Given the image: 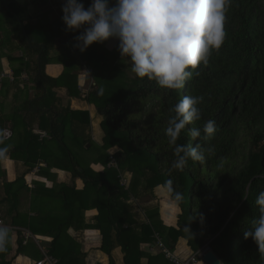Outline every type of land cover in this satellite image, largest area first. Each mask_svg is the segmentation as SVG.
I'll return each instance as SVG.
<instances>
[{
	"label": "trees",
	"instance_id": "obj_1",
	"mask_svg": "<svg viewBox=\"0 0 264 264\" xmlns=\"http://www.w3.org/2000/svg\"><path fill=\"white\" fill-rule=\"evenodd\" d=\"M35 1L0 0V13L8 12L14 39L32 58L29 70L35 92L34 98H27L11 120V129L14 135L19 134V139L4 143L11 145L8 156L29 168L26 174L43 161L48 166L41 172L43 176L51 177L53 168L68 171L72 174V184L48 188L37 182L30 209L34 215L23 214L18 208L23 190L30 191L26 175L13 183L5 182L0 160V190L4 193L0 195V215L5 225L26 227L35 236L52 238L48 254L57 264H85L80 260L85 257L80 244L69 235L72 228L99 230L103 236L100 250L111 260L113 251L121 247L124 264H141L145 253L140 246L153 241V230L158 227L149 215L151 224L142 225L140 234L132 229L135 217L131 197L140 199L151 195L159 186L167 189L165 182L171 179L173 188L183 194V200L177 202L182 210L179 229L169 230L176 237L173 244L184 238L194 252L208 245L222 264H264L257 245L244 238L259 215L255 201L264 190V0H228L221 48L211 53L208 64L196 70L200 74H193L182 89H162L155 81L135 75L128 80L121 67L130 69L126 60H122V64L116 59L109 64V70L101 71L96 68L99 62L95 59H105L95 56L97 44L90 47L93 50H89L85 61L97 75V85L85 100L95 105L103 118L104 132V154L96 162L104 169L98 174L88 167L82 168L67 144L70 126L74 128L71 141L83 146L90 144L86 131L91 125L89 113L62 107L56 93L66 88L71 97L81 98L77 76L68 70L59 78L48 76L46 66L52 64L57 55L52 54L53 44L44 39L40 44L26 26L28 43L19 23V20H28L29 6ZM45 26L41 24V29ZM23 92L29 97L27 89ZM126 92V98L121 99ZM185 95L203 98L198 105L202 118L186 126L177 143H192L194 147L200 143L214 151L211 155L206 153L204 162L190 160L180 171L171 168L174 146L169 144L164 129L172 115L169 109ZM209 119L216 122L215 134L207 137L202 133L201 138L193 141L187 129H202ZM2 121L0 119V129H3ZM35 124L47 133V138L34 132ZM114 147L120 149L114 155L116 169L108 166L107 152ZM120 173L130 175L129 190L121 187ZM79 179L84 183L81 190L76 185ZM169 195L174 200L172 194ZM56 201L58 208L51 206ZM93 209L99 214L88 224L84 214ZM45 210H60L62 217L52 215L53 220H50L43 216ZM15 233L19 237L17 252L25 254L32 249L37 253L35 259L39 260L42 255L36 242L31 239L26 247L21 232L16 230ZM9 253V247L0 252V264H12L5 259ZM153 260L150 258L149 264Z\"/></svg>",
	"mask_w": 264,
	"mask_h": 264
},
{
	"label": "clouds",
	"instance_id": "obj_2",
	"mask_svg": "<svg viewBox=\"0 0 264 264\" xmlns=\"http://www.w3.org/2000/svg\"><path fill=\"white\" fill-rule=\"evenodd\" d=\"M228 0H91L85 7L81 0H65L62 20L68 31L80 32L73 47L84 53L94 44L114 40L118 52L127 58L131 72L137 78L155 81L162 89L177 90L185 87L193 74L199 75V67L207 65L214 50H219L225 39V20ZM202 97L185 95L169 111L164 129L170 145L174 146L171 168L182 171L191 160L204 162L206 153L200 143L178 144V138L186 126L202 118L198 105ZM216 122L207 120L202 129L188 128L193 141L202 133L211 137L216 132ZM8 130L0 129V160H6L11 145L4 142ZM175 202L183 200V194L173 188V181L165 182ZM259 215L250 230L244 233L251 239L264 259V190L255 201ZM187 231H190L186 228ZM10 242V230L0 227V252Z\"/></svg>",
	"mask_w": 264,
	"mask_h": 264
},
{
	"label": "crops",
	"instance_id": "obj_3",
	"mask_svg": "<svg viewBox=\"0 0 264 264\" xmlns=\"http://www.w3.org/2000/svg\"><path fill=\"white\" fill-rule=\"evenodd\" d=\"M82 1L84 0H81V2ZM64 2L65 0H53L52 2H49L48 0H36L32 5L29 6L28 20L25 22L19 20V23L22 26L24 34L26 35V38L28 40L29 37L25 28L26 26H28L34 38L38 40L40 44L41 40L43 39L53 44L52 54L57 53V56L53 57L55 60L52 64L46 66L45 72L48 76L52 78H59L66 70H68L72 75L77 76V90L80 93L81 98L71 97L66 88H60L56 90L57 96L61 99L62 107H70L72 111H86L89 113L91 119L90 130L92 132L91 140L96 142L99 146H102L104 132L101 124L103 118L97 113L95 105L90 104L85 100V97L88 94L86 96L83 94V92L87 91L86 87H88L89 84H94L93 88L90 91H92L97 85V81L93 76L94 70L89 67L88 61L84 62L82 60H77V57H75L74 59V56L72 55L70 59L66 60L68 52H71V49L73 48V41L70 40V37L67 38V36H64L65 33L71 32L67 30L66 25L62 20V6ZM1 14H5L6 18L2 19L3 21L0 23L2 31L0 32V77L2 74L13 73L16 76L17 81L11 82L7 79H0V119L3 120V123L1 124L3 126V129H7L9 133L8 138L5 141L13 139L14 143L19 139V134L14 135L11 129V120L16 116L17 109L21 107L22 103L27 98L33 99L35 96V92L33 91L34 85L31 84L32 87L29 86V82L32 83V72H30L29 70V63L32 61V58L27 53H25L19 42L14 39L13 30L9 24L8 12H1L0 15ZM41 24L46 25L44 30L41 29ZM107 43L108 42H106L102 46L103 49L109 50L114 53L116 50L113 51L109 49ZM58 53H60V56H58ZM117 57L121 58L119 52ZM102 64H106V62L103 61ZM89 74H92L91 78L88 77ZM23 75H27L28 80H22L21 77ZM26 89L29 93V97H26L24 92L22 93V91H26ZM30 117L31 115H28V118ZM32 128L34 129V132H44L41 131L37 124L33 125ZM119 151V148L114 147L110 149L107 154L110 156V154H116ZM9 162L11 163V166ZM1 166L2 169L5 170V182L7 181L9 183H13L19 177L26 175L25 181L30 191L23 190L20 195V205L18 208L19 212L23 214H29L31 216L34 215V213L30 212L31 210L29 212L25 210L26 206L24 205V203L28 201V205L31 208L33 198L32 191L35 190V185L37 182L45 184L48 188H53L54 186L60 184H72V174L68 171L53 168L51 171L52 175L50 174L51 177L47 178L43 176L41 172L48 167L47 164L43 161H39V163H37L33 168L34 170L29 174H26L29 168L25 166L22 161L13 160L10 156H8L6 160H1ZM90 168L100 172L103 171L102 164L92 163L90 165ZM11 170H13V173H11ZM120 174L124 176L128 181V186L124 189L129 190V181L131 180L130 175L123 173ZM119 178L121 182L120 175ZM76 185L79 190L84 188V183L80 179L76 181ZM0 195H4L3 191L1 190ZM131 200L134 202L133 205L136 206L135 207L131 205L135 217V224L132 226V229H134L136 232H139L140 234L142 232V225L151 224V220L148 218L149 215L153 216V221L158 227L156 230H153V241L143 243L140 246L143 253H145V258L141 260V264H149L150 258L154 259L152 261V264H171L165 258L161 250L156 247L157 236L160 237L163 244L167 248L171 249L175 253V255L181 258H187L196 253L188 246V241L184 238H179L177 242L173 244V238L176 237L174 233L170 234L169 230L179 229V216L182 214V210L179 207L178 203L171 199L167 189L159 186L154 189L153 194L146 195L145 197L140 199L131 197ZM56 214L57 213L55 211L45 210L43 216H46L50 219L52 218V215ZM98 214L99 211L97 209L86 211L84 214L86 223H93L94 218L98 216ZM14 228H22L30 231L26 227ZM8 229L10 230V242L6 245V247L10 248V253L5 258L7 261H12V264H36L44 258V253L48 254V246L52 242V238L36 235V237L40 238L41 249L39 248L37 243L35 244L42 255L39 260H36V254L31 251L32 249L28 250V252L25 254H19L17 252V243L19 238L18 234L14 233L10 228ZM69 235L74 238L77 243L80 244L81 253L85 255V257L81 258L80 260H84L85 264H111L112 260L113 264H124V253L121 247H117L113 251L112 260L109 255L100 250L103 242V236L99 230H82L72 228L69 230ZM25 246L27 247V245ZM156 257H160V259L158 260L156 259ZM202 264L207 263L203 262Z\"/></svg>",
	"mask_w": 264,
	"mask_h": 264
},
{
	"label": "rangeland",
	"instance_id": "obj_4",
	"mask_svg": "<svg viewBox=\"0 0 264 264\" xmlns=\"http://www.w3.org/2000/svg\"><path fill=\"white\" fill-rule=\"evenodd\" d=\"M82 3H84V5H85V7H87V6H89L90 5V3H91V0H84V1H82ZM4 18H6V15L5 14H1L0 15V23L3 21L2 19H4ZM60 23H61V21H60ZM0 32H2L1 31V24H0ZM80 34V32H78V33H76V32H72V33H65L64 34V36L66 37L67 36V38H68V36L70 37V40H72V41H75V37L76 36H78ZM108 45V47H109V49H111V50H116L114 53L113 52H111V51H109V50H105V49H103V48H100V46H101V44H97V46L95 47V56H97V57H103L105 60H106V64H101L100 65V63L102 62V61H105V60H100V59H95V60H97L99 63L97 64V65H95L96 66V68L97 69H100L101 71H105L106 72V70L107 69H109V64L111 65L112 63H113V61L114 60H121V63L123 64L124 63V61H122L123 59L122 58H120V57H117L118 56V42L117 41H114V40H112V41H108V43H107ZM72 45H73V42H72ZM91 50H93V48H88V50L86 51V52H84V53H81V52H79L78 53V49H75L74 47L71 49V52L69 53V55L67 56V58H66V60H68V59H70V57H71V55L72 56H74V57H77V60H82V61H84L85 62V60H86V58H87V55H89V52ZM92 52V51H91ZM113 53V54H112ZM57 56V55H56ZM58 56H60V55H58ZM118 58H120V59H118ZM127 58H125L124 60H126ZM128 61V60H127ZM129 62V61H128ZM121 66V65H120ZM122 67V72H123V74L124 73H126V75H125V77L127 76V79L128 80H131V79H133L132 77H134V73H132L131 71H129V70H131V69H123V67L124 66H121ZM89 70V69H88ZM1 72V71H0ZM104 72V73H105ZM121 73V72H120ZM91 75L92 74H89V78H91ZM93 76L95 77V76H97L95 73L93 74ZM25 81V80H24ZM29 86H31V82H29ZM90 86H91V84H89L88 85V87H86V89H87V92H89L91 89H90ZM123 86H124V84H123ZM32 87V86H31ZM29 90V89H28ZM33 91H34V89H33ZM123 92V91H122ZM26 94L28 95V91L26 92ZM89 94V93H88ZM121 94H123V93H121ZM127 94H128V92H126V94L125 95H121L120 96V98L122 99V98H126V96H127ZM85 96L87 95V94H84ZM93 127V126H92ZM74 131V128H72L71 126L68 128V130H67V136H68V139H67V144H68V146L70 147V149L73 151V153L75 154V156H76V158H77V161H78V163H80L81 164V167L82 168H85V169H87V166H88V168H90V165L93 163V164H97L96 162H97V160H99V158H100V155L101 154H104V151H103V148H102V146L100 147L96 142H94V141H92L91 140V134H92V132H91V130H90V127H88L87 129H86V131L88 132L87 133V136H88V138L90 139V144L89 145H87V146H83L82 145V143H77V142H75V141H71L69 138L71 137V135H72V132ZM46 137H48V136H46ZM46 137H44V138H46ZM81 137L84 139V137L81 135ZM101 159V158H100ZM91 169V168H90ZM103 169H104V167H103ZM92 171L91 172H95V173H99L100 171H97V170H94V169H91ZM120 185H121V187H123V188H125L124 186H123V184H122V182H120ZM2 191V190H1ZM190 198V197H189ZM147 201H148V199H147ZM141 202H143V201H141ZM146 202V201H145ZM189 203H190V201H189ZM29 203H28V201H26L25 203H24V205L26 206V211L27 212H29L30 211V206L28 205ZM51 206L52 207H56V208H58V203H57V201L56 202H54V204H51ZM133 206H135V205H133ZM136 207V206H135ZM150 207V206H149ZM56 210H58V209H56ZM56 210H54L57 214H56V216H59L60 218L62 217V213L63 212H61L60 210L59 211H56ZM140 211V210H139ZM55 216V217H56ZM35 253V252H34ZM35 254H37V253H35Z\"/></svg>",
	"mask_w": 264,
	"mask_h": 264
},
{
	"label": "built area",
	"instance_id": "obj_5",
	"mask_svg": "<svg viewBox=\"0 0 264 264\" xmlns=\"http://www.w3.org/2000/svg\"><path fill=\"white\" fill-rule=\"evenodd\" d=\"M49 2H52L53 0H48ZM1 80H9L11 82H15L17 80L16 76L13 74V73H10V74H2L1 77H0ZM22 80H28V76L27 75H23L21 77ZM94 86V84H92L90 86V89H92ZM89 92L85 91L83 92V94H88ZM40 133V137L44 138L47 136V133ZM114 155L115 154H110V163H109V168H117V162H116V159L114 158ZM119 171V170H118ZM120 172V171H119ZM120 177H121V182L123 184L124 187H127L128 186V181L127 179L122 176L121 174H119ZM0 227H7V225H5V222L2 218V216L0 215ZM7 228H10V227H7ZM13 230V232L15 233L16 230H19L22 234V238H23V245H27L28 242L33 239L37 245L39 246V248L41 249V245H40V238L36 237L35 235H33L30 231H28L27 229H22V228H10ZM157 239V243H156V247L159 248L161 250V252L164 254L165 258L171 263V264H202L204 261H203V257L205 256V254L207 253L208 249H209V246H205L203 249H201L200 251L196 252L195 254L187 257V258H181L177 255H175V253L167 248L162 240L160 239L159 236L156 237ZM58 261L44 253V258L37 262L36 264H57Z\"/></svg>",
	"mask_w": 264,
	"mask_h": 264
},
{
	"label": "water",
	"instance_id": "obj_6",
	"mask_svg": "<svg viewBox=\"0 0 264 264\" xmlns=\"http://www.w3.org/2000/svg\"><path fill=\"white\" fill-rule=\"evenodd\" d=\"M203 261L207 264H221L220 259L216 256V254L210 248L208 249L207 253L203 257Z\"/></svg>",
	"mask_w": 264,
	"mask_h": 264
}]
</instances>
